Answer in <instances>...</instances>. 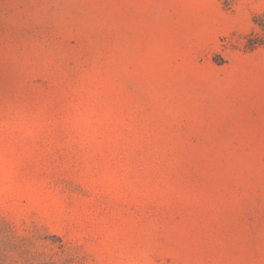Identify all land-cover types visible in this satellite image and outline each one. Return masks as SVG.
<instances>
[{"label":"rangeland","instance_id":"1","mask_svg":"<svg viewBox=\"0 0 264 264\" xmlns=\"http://www.w3.org/2000/svg\"><path fill=\"white\" fill-rule=\"evenodd\" d=\"M0 264H264V0H0Z\"/></svg>","mask_w":264,"mask_h":264}]
</instances>
